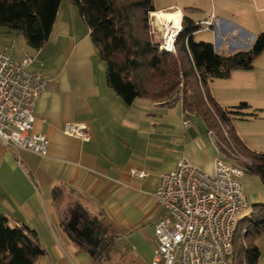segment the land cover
I'll return each mask as SVG.
<instances>
[{"label":"crops","instance_id":"crops-1","mask_svg":"<svg viewBox=\"0 0 264 264\" xmlns=\"http://www.w3.org/2000/svg\"><path fill=\"white\" fill-rule=\"evenodd\" d=\"M154 7L157 12L182 15L177 5ZM212 14L218 23L214 27L215 51L238 52L230 41L237 35L230 34L239 27L230 22L225 26V20ZM244 34L239 44L243 41L247 47ZM223 42L228 44L226 51L221 50ZM11 43V50L17 47L13 39ZM61 44L68 47L61 64L46 74L32 67L40 56L54 57ZM95 57L76 8L70 0H61L48 43L36 51L29 66L47 82L34 110V129L47 138V154L17 151L0 143V214L10 226L34 231L44 251L34 264H152L154 226L165 215L152 200L158 175L172 171L180 158L206 172L213 170L217 146L197 114H184L180 101L165 104L138 98L125 105L100 76ZM255 71L253 65L247 71L231 72L227 79H212L208 83L211 96L222 108L262 100L258 92L264 88V73ZM78 123L87 126L88 141L64 133L66 124ZM233 125L252 149L235 121ZM130 168L148 176H132ZM54 189L61 191L57 200L53 199ZM75 215L83 221L96 220L92 228L100 232V240L111 236L114 247L107 259L96 261L88 254L89 247L77 242L72 228Z\"/></svg>","mask_w":264,"mask_h":264},{"label":"trees","instance_id":"trees-1","mask_svg":"<svg viewBox=\"0 0 264 264\" xmlns=\"http://www.w3.org/2000/svg\"><path fill=\"white\" fill-rule=\"evenodd\" d=\"M70 2L104 64L107 86L125 105L138 98L165 104L180 101L184 114H197L219 142L232 145L245 160L240 163L244 172L258 177L264 187V153L250 150L233 125L234 121L256 118L258 114L246 102L220 107L208 88L212 79H227L235 70H250L264 51V33L256 36L245 51L219 53L212 44L193 40L199 27L184 15L173 52L165 53L151 33L150 14L157 12L153 0ZM60 3L61 0H0V27L21 34L25 44L38 51L49 40ZM52 194L57 200L61 191L54 189ZM85 223L94 227L98 222L93 219ZM263 233L264 203L254 205L250 215L237 222L229 256L231 264H258L261 252L255 241ZM76 239L82 243L78 236ZM113 247L111 236L103 237L91 256L103 261ZM43 254L34 231L26 226H10L0 214V264H34Z\"/></svg>","mask_w":264,"mask_h":264},{"label":"built area","instance_id":"built-area-1","mask_svg":"<svg viewBox=\"0 0 264 264\" xmlns=\"http://www.w3.org/2000/svg\"><path fill=\"white\" fill-rule=\"evenodd\" d=\"M182 18L183 15L181 22ZM149 21L151 33L160 38L159 49L172 53L181 25L170 28L168 34L167 30L154 26L151 14ZM194 24L199 28L202 25L208 31L218 23L211 14L207 20ZM236 35L234 29L230 36ZM227 49L228 44L223 42L221 50ZM32 62L33 58L27 55L15 62L7 49H0V143L17 151L26 149L45 156L48 140L34 129V110L47 82L42 74L29 70ZM183 125L187 127L189 124L184 121ZM64 133L83 141L89 140L84 123L66 124ZM208 135L215 139L217 146L212 172L180 158L172 171L158 175L152 200L165 211V215L154 226L156 246L152 264L158 261L164 264L227 263L237 215L250 206L240 183L244 174L240 163L245 160L229 142L223 145L212 131H208ZM222 154L230 155L239 166L224 162L220 157ZM129 173L139 179L148 176L136 168H130Z\"/></svg>","mask_w":264,"mask_h":264},{"label":"rangeland","instance_id":"rangeland-1","mask_svg":"<svg viewBox=\"0 0 264 264\" xmlns=\"http://www.w3.org/2000/svg\"><path fill=\"white\" fill-rule=\"evenodd\" d=\"M153 4L156 7H160L161 5H177L181 8V12L183 10L182 15L195 23H200L204 20H207L209 16L214 13L219 18L225 20V26L233 23L236 24L238 28L237 36L235 38H230V41L233 42V47L237 51H245L247 50L252 41L261 33H264V0H153ZM193 10H188V9ZM174 7L169 10L173 11ZM186 9V10H185ZM194 11V12H191ZM166 15H171L169 12ZM174 14V12H173ZM177 14H179L177 12ZM180 15V14H179ZM152 17V14H151ZM153 19V18H152ZM230 22V23H229ZM214 28L208 31L204 30V26H200L199 30L194 33V40L199 43H209L215 45V33ZM245 34H244V33ZM241 34L249 41L247 42V47L244 46L243 41L239 44ZM154 38L157 41H160L158 35H154ZM12 39L16 42L17 47L14 49L11 46ZM236 39V41H234ZM48 43V42H47ZM46 43V44H47ZM45 44V45H46ZM44 45V46H45ZM52 45V43H51ZM2 46H6L9 49V52L12 59L15 62H20L24 55L33 57L36 53V50L28 47L25 44L24 38L21 34L13 30H8L4 27H0V48ZM43 46V47H44ZM50 46V45H49ZM42 47V48H43ZM41 48V49H42ZM56 48L55 46L53 49ZM67 45H59L58 52L52 57L50 60H47L43 56L37 58L38 60L33 64V68L41 69V71L46 74L47 70H50L64 61V51L66 53ZM48 52V50L46 51ZM52 53V52H51ZM55 53V50H54ZM42 60L43 66L39 67V62ZM93 63L95 68H97L100 72V76L102 79H105V67L104 64L98 59V57L93 59ZM255 72H263L264 73V51L256 57L253 62ZM258 94L262 96V100H258L257 98L252 100V102H247L251 107V111H255L258 116L256 118H249L245 120H237L235 121L238 127V131L246 137L247 141H249L250 145L253 147L252 151L264 153V88L258 92ZM239 104V103H238ZM237 104V105H238ZM257 106H253V105ZM237 131V130H236ZM225 134V133H224ZM216 136V135H215ZM227 135L225 134V137ZM217 138V137H216ZM241 139V138H240ZM220 142L223 145H227ZM223 161L231 166H239L237 162L231 159L230 155H224ZM240 183L242 186V192L248 196L250 206L244 210H242L237 215V221L244 219L249 216L253 210V206L257 204L264 203V187L259 180L258 177L244 172L243 176L240 178ZM237 224V223H236ZM241 227L238 228L237 234H239ZM256 246L259 248L261 252V258L259 259V263L264 264V233L259 236L255 241ZM227 262L232 263L231 257L227 258ZM227 264V263H226Z\"/></svg>","mask_w":264,"mask_h":264},{"label":"bare ground","instance_id":"bare-ground-1","mask_svg":"<svg viewBox=\"0 0 264 264\" xmlns=\"http://www.w3.org/2000/svg\"><path fill=\"white\" fill-rule=\"evenodd\" d=\"M152 20H153V24L154 26H158L163 30H167L168 34L169 31L171 30L170 28L175 27V28H179V26L181 25V16L179 14L176 15H166L163 12H155L152 13ZM181 29V27H180Z\"/></svg>","mask_w":264,"mask_h":264},{"label":"water","instance_id":"water-1","mask_svg":"<svg viewBox=\"0 0 264 264\" xmlns=\"http://www.w3.org/2000/svg\"><path fill=\"white\" fill-rule=\"evenodd\" d=\"M84 225H85V227H84L83 230H77V235L76 236H83V238L86 239V240L92 239V241L90 243L91 249L88 251V254L92 255L93 254V249H95L96 246L99 243L100 232L97 231L95 233L94 238H93V235H92L93 234V230L90 227H87L86 223ZM79 244L83 245V243H80V242H79Z\"/></svg>","mask_w":264,"mask_h":264},{"label":"flooded vegetation","instance_id":"flooded-vegetation-1","mask_svg":"<svg viewBox=\"0 0 264 264\" xmlns=\"http://www.w3.org/2000/svg\"><path fill=\"white\" fill-rule=\"evenodd\" d=\"M74 227H72L74 230H75V233H76V235H77V230H83L84 229V227H85V221H83V220H79V218L75 215V217H74ZM76 225V226H75ZM87 227H90L92 230H93V238H94V236H95V233L97 232V230H95L94 228H92V226H89V224H87L86 225ZM79 237V239H81L82 241H83V243L85 244V245H87L89 248H91V245H90V243H91V241H92V239H88V240H86V239H84L83 238V236H78Z\"/></svg>","mask_w":264,"mask_h":264}]
</instances>
